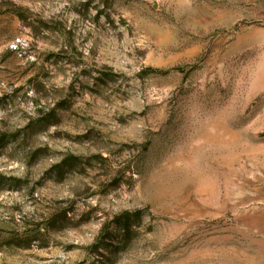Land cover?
Segmentation results:
<instances>
[{
  "label": "rangeland",
  "instance_id": "rangeland-1",
  "mask_svg": "<svg viewBox=\"0 0 264 264\" xmlns=\"http://www.w3.org/2000/svg\"><path fill=\"white\" fill-rule=\"evenodd\" d=\"M0 264H264V0H0Z\"/></svg>",
  "mask_w": 264,
  "mask_h": 264
},
{
  "label": "trees",
  "instance_id": "trees-1",
  "mask_svg": "<svg viewBox=\"0 0 264 264\" xmlns=\"http://www.w3.org/2000/svg\"><path fill=\"white\" fill-rule=\"evenodd\" d=\"M19 16H20L19 18L21 19V18H22V16H21V15H19ZM66 216H67V215H65V217H64V218H66ZM49 221H50L49 223H50V225H51V223L54 221V218L52 217V218H51ZM54 224H55V223H54ZM126 229H127V226H126Z\"/></svg>",
  "mask_w": 264,
  "mask_h": 264
}]
</instances>
